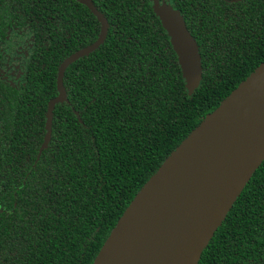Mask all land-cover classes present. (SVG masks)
Instances as JSON below:
<instances>
[{
	"label": "trees",
	"instance_id": "1",
	"mask_svg": "<svg viewBox=\"0 0 264 264\" xmlns=\"http://www.w3.org/2000/svg\"><path fill=\"white\" fill-rule=\"evenodd\" d=\"M8 1L7 13L50 6L63 19L73 11L91 32L82 46L99 31L75 0ZM158 1L181 15L198 46V88L188 95L150 0H93L108 22L106 39L65 71L68 104L54 108L51 140L34 168H20L19 202L0 220V264H92L164 161L264 62V0ZM71 53H55L54 66L29 82L27 109L37 110L29 167L43 139V112L57 94L58 60ZM197 264H264V161Z\"/></svg>",
	"mask_w": 264,
	"mask_h": 264
},
{
	"label": "water",
	"instance_id": "2",
	"mask_svg": "<svg viewBox=\"0 0 264 264\" xmlns=\"http://www.w3.org/2000/svg\"><path fill=\"white\" fill-rule=\"evenodd\" d=\"M84 5L100 24L97 39L58 67L57 96L47 106L48 145L52 112L67 102L65 70L100 47L108 22L92 0ZM165 30L189 96L198 88L201 60L181 15L150 0ZM264 161V62L171 153L126 208L92 264H197L237 197Z\"/></svg>",
	"mask_w": 264,
	"mask_h": 264
},
{
	"label": "flooded vegetation",
	"instance_id": "3",
	"mask_svg": "<svg viewBox=\"0 0 264 264\" xmlns=\"http://www.w3.org/2000/svg\"><path fill=\"white\" fill-rule=\"evenodd\" d=\"M236 1L239 0H231L230 2ZM9 5L8 0H0V220L4 216L13 215L19 202L18 191L20 187L17 186V182L21 181L20 168H34L43 150L47 148L39 154L45 136L47 106L53 98L47 102L46 109L43 112V139L37 149L35 159L29 167L30 154L27 153V149L30 143L29 140H31L29 138L34 132L32 130L33 123H36L32 119L36 117L35 112H37L36 109L29 111L27 107L30 105L25 101L28 98V86L31 78L45 75L54 66L55 53L57 56H62L64 53L72 51L71 54H73L91 45L100 32L99 26V31L94 40L82 46L86 43V38L91 35V32L86 31L84 20L79 15L73 14V11L68 12L66 9L62 19L54 16L50 6L42 8L35 6L34 10L27 7L19 9L15 13L9 11L7 13L6 9ZM71 40L74 41V44L69 48ZM76 47L78 48L75 49ZM65 58L61 61L58 60L56 77L58 67ZM63 104H68V98L67 102L56 106ZM22 115L25 118L20 126V116ZM21 137L25 138L26 141L20 144L15 142ZM31 169L25 174L23 182L29 176ZM5 184L9 186L10 191H7L8 187Z\"/></svg>",
	"mask_w": 264,
	"mask_h": 264
}]
</instances>
